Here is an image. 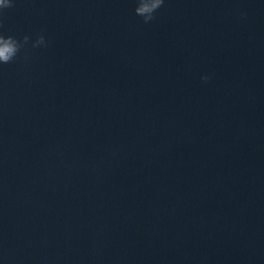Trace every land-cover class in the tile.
<instances>
[{
	"label": "clouds",
	"instance_id": "obj_1",
	"mask_svg": "<svg viewBox=\"0 0 264 264\" xmlns=\"http://www.w3.org/2000/svg\"><path fill=\"white\" fill-rule=\"evenodd\" d=\"M164 0H137V6L134 11L137 16L143 18L144 23H149L155 19V13L162 7ZM14 6V0H0V15L4 10L12 8ZM29 36L25 35L22 39H17L12 35L5 36L0 33V64H7L12 62L20 52V50L29 41ZM40 45H46L45 37L38 35L33 47ZM207 80L208 77H202Z\"/></svg>",
	"mask_w": 264,
	"mask_h": 264
}]
</instances>
